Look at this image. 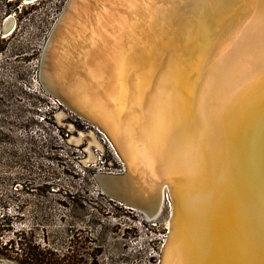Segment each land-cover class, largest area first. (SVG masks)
Instances as JSON below:
<instances>
[{
  "label": "bare ground",
  "instance_id": "bare-ground-1",
  "mask_svg": "<svg viewBox=\"0 0 264 264\" xmlns=\"http://www.w3.org/2000/svg\"><path fill=\"white\" fill-rule=\"evenodd\" d=\"M59 24L41 81L124 161L106 193L154 216L168 193L162 264H264V0H72Z\"/></svg>",
  "mask_w": 264,
  "mask_h": 264
},
{
  "label": "rangeland",
  "instance_id": "rangeland-1",
  "mask_svg": "<svg viewBox=\"0 0 264 264\" xmlns=\"http://www.w3.org/2000/svg\"><path fill=\"white\" fill-rule=\"evenodd\" d=\"M67 1L0 0V223L13 226L0 239L25 232L34 251L56 253L41 264H160L168 193L153 218L105 193L97 175L123 173L124 161L41 82ZM0 264L25 263L0 254Z\"/></svg>",
  "mask_w": 264,
  "mask_h": 264
},
{
  "label": "trees",
  "instance_id": "trees-1",
  "mask_svg": "<svg viewBox=\"0 0 264 264\" xmlns=\"http://www.w3.org/2000/svg\"><path fill=\"white\" fill-rule=\"evenodd\" d=\"M7 225L8 224H4L3 222L0 223V231L13 230L12 225ZM19 237L20 238L17 239L10 238L8 241H3L2 239H0V254L9 258L20 260L25 264H31L33 262L41 264L45 261V258H47V254L56 255V253H54L53 251H34L37 246L34 245L35 247H32V243L28 240L27 234L25 232L20 233ZM31 249L33 250V252L31 251Z\"/></svg>",
  "mask_w": 264,
  "mask_h": 264
},
{
  "label": "water",
  "instance_id": "water-1",
  "mask_svg": "<svg viewBox=\"0 0 264 264\" xmlns=\"http://www.w3.org/2000/svg\"><path fill=\"white\" fill-rule=\"evenodd\" d=\"M71 1H72V0H68V1H67L64 11L62 12V14L60 15V17L58 18L57 22L55 23V25H54V27H53L51 33H50V36H49V38L47 39L48 42H47V44H46V46H45V49H46V47H47V45H48V43H49V41H50V39H51V37H52L54 31H55V30L57 29V27L60 25L59 23L61 22V20H62L63 17L65 16L66 12L68 11V8H69V6H70ZM44 51H45V50H44ZM43 55H44V53L42 54L41 62H42ZM41 82H42V81H41ZM42 84H43V83H42ZM48 92H50V94H51L53 97H55L57 100L62 101V99H61L59 96L55 95V94L52 93L51 91H48ZM64 105H65V104H64ZM67 108L70 109L69 107H67ZM70 110H71V109H70ZM71 111L74 112V113H76V114H78V115H80V114H79L78 112H76V111H73V110H71ZM80 116H81V115H80ZM84 117H85V116H84ZM85 120H87L88 122H91L92 124H96L93 120H91V119L88 118V117H85ZM96 126H97V125H96ZM104 132H105V131H104ZM262 153H263L262 158H263V169H264V149L262 150ZM117 175L120 176V177H125L126 175H128V171L126 170L125 173L122 174V175H120V174H115V173H100V174L97 175V181H98L99 185L101 186L102 190H103L105 193H106L107 191H105V190L103 189V186H102V183L100 182V179L116 177ZM99 177H100V178H99ZM107 194H108V193H107ZM108 195H109V194H108ZM110 196H111L112 198H114V199L120 201V202H123V203H125V204H127V205L133 207V208H138V209H140V210L143 211V212H144L149 218H153V216H154L153 213H151V212L148 213V212L145 210V208L141 207V206L138 205L137 203L130 202V201H127V200H124V199H120L119 197H117V196H115V195H113V194L111 195V193H110ZM152 212H153V211H152ZM169 234H170V233H169ZM169 234H168V239H167V242H166L165 246H167V244H168ZM165 246H164V247H165ZM164 247L162 248V250L164 249ZM160 264H162V259H161Z\"/></svg>",
  "mask_w": 264,
  "mask_h": 264
}]
</instances>
